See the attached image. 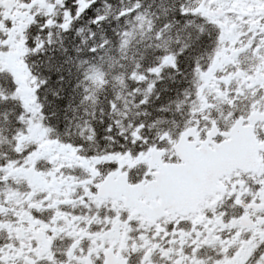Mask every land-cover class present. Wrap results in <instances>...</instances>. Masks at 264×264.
I'll return each mask as SVG.
<instances>
[{
  "label": "snow or ice",
  "instance_id": "6c2138e0",
  "mask_svg": "<svg viewBox=\"0 0 264 264\" xmlns=\"http://www.w3.org/2000/svg\"><path fill=\"white\" fill-rule=\"evenodd\" d=\"M0 264H264V0H0Z\"/></svg>",
  "mask_w": 264,
  "mask_h": 264
}]
</instances>
